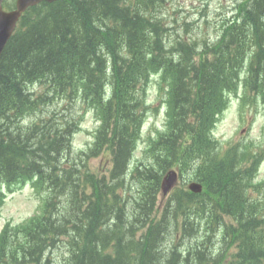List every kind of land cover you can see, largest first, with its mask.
I'll return each instance as SVG.
<instances>
[{"label": "trees", "instance_id": "16d2710c", "mask_svg": "<svg viewBox=\"0 0 264 264\" xmlns=\"http://www.w3.org/2000/svg\"><path fill=\"white\" fill-rule=\"evenodd\" d=\"M169 1L171 0H72L69 7L60 8L50 15L45 23H30L11 40L0 58V179H9L14 184L20 182L24 175L41 174L42 170H55L61 163L63 138L54 132L42 133V129H27L24 133H18L21 129L15 126L9 119L10 116L7 117L4 112L3 106L9 107V103H4L5 101L16 102V108H23L30 103L28 98L31 99V94H27L26 90H30L35 81L45 87L35 102H43L47 99L43 95L55 91L54 95L64 96L67 100L73 101L79 97L85 108L95 112L103 123L100 149L115 154L114 161H117V167L120 168L121 164L117 159L124 161L133 138L129 137L130 128L115 126L112 129L109 125L111 112L107 109V103L103 102V86L109 78L115 110L120 112L131 109L133 116V104L129 99L139 81L145 78V74L149 75L153 71L150 63L144 59V54L134 49L140 42L139 38L144 35L146 25L159 32L161 20L152 13ZM135 4L138 6L133 10L134 15L130 16V6ZM142 5L148 12L147 16L141 9H137ZM259 11V7L254 5V23L259 19ZM154 36L153 34L148 37L145 43H150ZM192 46V43H185L178 54L176 64L171 60L167 62L168 69L172 71L178 66L183 68L182 74L173 75L171 79L170 76H165L167 83L176 85V92L180 95V100L182 99L181 105H184L191 95L194 99L213 96L214 91L224 83L222 76L232 72V63L240 64L241 59L230 46H224V50H221L220 46L212 47L211 56L208 51L197 53ZM144 49L149 47L144 45ZM233 55L236 60L230 59ZM107 59L111 61V72L107 70ZM253 65L257 74L264 73L263 58L255 56ZM203 101L208 100L203 98ZM206 105L207 102L205 107ZM108 131L112 133L109 140ZM179 132L183 133V129ZM123 169L122 163L119 175L113 177V186L117 190L123 189V186H117V182L121 183V177H124ZM216 169L218 176L224 171L220 166H216ZM58 193L60 189L57 188L56 194ZM111 193L112 191L108 192V196ZM106 205L108 208L92 206L86 213L80 212V217L74 214L66 222L71 225L70 235L73 238L82 237L84 234L92 235L101 219L108 213L107 209L111 211L105 219L106 222L122 228L124 225L120 220L124 217L127 220L131 212L129 207H122L120 211L113 212L116 211L115 204ZM241 217L244 221L238 222L239 235L244 230V237H247L252 227L255 231L259 227L263 230L264 208L253 203L243 209ZM168 218L172 223L173 218ZM169 222L165 223L170 225ZM62 225L60 224L58 229L64 234ZM51 230L58 233L54 226ZM151 233L154 237L157 235L156 239H160V231L152 230ZM39 237L49 240L46 230H42ZM156 239L149 238L134 247V256L145 261L147 259L148 264L152 259ZM52 246L53 243L34 241L30 244L29 252L31 257H34ZM179 254L177 251L176 263L182 262ZM126 258L123 255V258L120 256L111 263L101 256L99 248L85 247L72 264H125ZM14 259L11 257L12 262ZM168 263L166 258L161 261V264Z\"/></svg>", "mask_w": 264, "mask_h": 264}, {"label": "rangeland", "instance_id": "374dc122", "mask_svg": "<svg viewBox=\"0 0 264 264\" xmlns=\"http://www.w3.org/2000/svg\"><path fill=\"white\" fill-rule=\"evenodd\" d=\"M185 1L186 5L189 4V1H191L192 5H196L198 3V0H183ZM239 0H208V5L214 9L217 14L221 15H228L232 7L235 5V2ZM194 36L196 38H206L208 41H211L214 39V32L210 26L206 25H197L194 29ZM155 93V87L154 84L150 86L148 98H147V105L151 108L155 106L153 95ZM56 107V111L60 110L62 105H64L63 102H58ZM232 107L228 108L225 113L222 114V117L220 121L218 122L216 128L213 131V134L215 137L219 138L220 141L223 144V148L226 146V144H249V142L252 144L255 149L263 150L264 148V119L261 117L263 115L262 107L260 102L258 101L255 106H253V111H251L249 114L247 111H243V118H241L240 113L237 112V108H235V102H232ZM158 122L161 124L162 122V116H160L158 119L154 118V115L148 112V118L145 121V129L150 130L153 125H157ZM93 117L88 114L86 115L85 121L82 123L83 128H92L93 127ZM237 125L241 127H249L250 132L249 135L246 136L244 139L246 141L241 140V135L237 132ZM89 139L86 138L83 133L79 134L78 136L75 135L74 139H72V146L73 150L78 152L85 149L84 142H87ZM230 140V141H226ZM89 142V141H88ZM83 145V146H82ZM254 149V150H255ZM76 155V153H74ZM110 162L109 159H107L106 155H101L99 159L93 160L90 163L91 170L96 173L98 176L102 174H107V170L109 169ZM140 179L147 183L148 180L146 178H143V176H139ZM123 185L125 187V190L127 191V184L124 182L123 179ZM118 186V185H117ZM264 190V189H263ZM31 188L27 185L23 186L22 188H19V190L13 194L7 196V199L5 201V204L0 212L2 223L6 221L7 219L20 221L27 215H31L36 207L39 204V198L37 195L34 194V197L32 198L30 194ZM119 191H122V189H119ZM264 192V191H263ZM130 205V204H129ZM129 211H132L134 213L133 209L129 207ZM142 214V215H141ZM133 215V214H132ZM138 216H145L146 211L143 206L137 211ZM149 215H146V218ZM126 220V217L123 218ZM128 227L129 225H133V232H137L139 229L138 223L135 220V214L133 215V220L127 218ZM121 222V220H120ZM1 223V224H2ZM14 222H12L13 224ZM127 228V227H126ZM124 229V226L121 228ZM127 233H130L129 231ZM178 244V245H177ZM177 245V251L181 252L183 247V242L178 241L176 243ZM54 247V244L53 246ZM47 251V250H46ZM45 251V252H46ZM165 260V258L159 259L158 264H161V261ZM17 260L14 259L13 262H16ZM147 262V260H146Z\"/></svg>", "mask_w": 264, "mask_h": 264}, {"label": "bare ground", "instance_id": "6f19581e", "mask_svg": "<svg viewBox=\"0 0 264 264\" xmlns=\"http://www.w3.org/2000/svg\"><path fill=\"white\" fill-rule=\"evenodd\" d=\"M139 176H143V178H146V176H144V174H142V173H140L139 174ZM123 178L124 177H121V183L120 182H117V185H120V186H123V189H122V191H124L125 190V187H124V185H123ZM147 179V178H146ZM148 180V179H147ZM19 182H17V183H14V184H18ZM123 207H130V205H129V203H124L123 204ZM92 213V212H91ZM133 213H132V211L129 213V217H130V219H132L133 220V215H132ZM132 217V218H131ZM171 221L173 222V219H171ZM167 226H168V223H164L160 228L161 229H163V232L161 231V236H160V239H162V235H163V233H164V230L167 228ZM124 231L125 232H130V233H133V225H129V227H125L124 226ZM154 231V230H153ZM157 234H159V233H157ZM157 236V235H156ZM155 236V237H156ZM158 239V238H157ZM159 239V240H160ZM148 246V245H147ZM136 249V248H135ZM98 250V249H97ZM140 251V250H139ZM149 254V253H148ZM139 255V254H138ZM144 256V255H143ZM146 257V256H145ZM117 259V258H116ZM127 259V258H126ZM147 260V259H146ZM149 260V259H148ZM124 261H125V259H124ZM169 264V263H168Z\"/></svg>", "mask_w": 264, "mask_h": 264}, {"label": "water", "instance_id": "95a60500", "mask_svg": "<svg viewBox=\"0 0 264 264\" xmlns=\"http://www.w3.org/2000/svg\"><path fill=\"white\" fill-rule=\"evenodd\" d=\"M1 45H2V41H1V39H0V48H1Z\"/></svg>", "mask_w": 264, "mask_h": 264}]
</instances>
